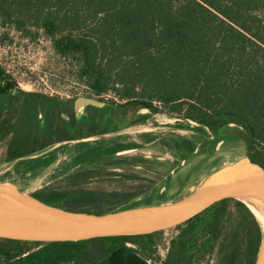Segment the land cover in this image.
<instances>
[{
  "label": "trees",
  "instance_id": "16d2710c",
  "mask_svg": "<svg viewBox=\"0 0 264 264\" xmlns=\"http://www.w3.org/2000/svg\"><path fill=\"white\" fill-rule=\"evenodd\" d=\"M0 22L30 38L42 31L56 54L76 57L78 75L90 89V97L113 91L124 101H111L117 107L175 114L185 121L173 124L176 129L190 126L189 119L215 135L231 133L219 150L211 147L196 158L190 186L219 164L238 158L264 170V0H0ZM0 97L7 103L0 108V140L9 138L6 162H14L0 174V183L32 182L72 152L71 161L53 177L62 173L66 186L77 187L96 176L97 160L123 147L103 148L104 143L95 146L86 141L70 144L117 132L109 124L101 129L97 124L96 132L83 125L71 133L60 117L56 122L45 119L40 130L31 126L24 117L31 106L54 108L57 102L20 90L1 63ZM230 123L243 130H232ZM142 124L145 116L131 126ZM153 136L138 135L145 143ZM160 143L173 155L182 151L187 156L197 148L181 134L162 138ZM133 160L116 157L105 160L104 166ZM63 192L74 205L97 214L173 197L168 191L153 201L132 203L139 196L132 192ZM262 229L249 206L241 202L224 206L178 229L163 264H192L196 255L217 245L221 264H254ZM162 234L48 243L0 238V264H150L142 251L154 252Z\"/></svg>",
  "mask_w": 264,
  "mask_h": 264
},
{
  "label": "rangeland",
  "instance_id": "374dc122",
  "mask_svg": "<svg viewBox=\"0 0 264 264\" xmlns=\"http://www.w3.org/2000/svg\"><path fill=\"white\" fill-rule=\"evenodd\" d=\"M0 63L15 78L20 90L44 94L56 99L57 103H61L59 108L61 112L64 110L65 105L72 104L76 98L88 96L91 93L86 83L78 75L79 61L77 58H64L56 54L53 44L42 31H39L36 36L30 38L10 26L4 27L0 22ZM93 97L98 98V96ZM100 98L106 103L115 101L117 104H122L124 102L113 91L99 96L98 99ZM57 103L55 106H58ZM6 105V99L0 97V108H4ZM111 111V109H107L104 112V118H108L111 113L114 114V117L111 119L113 128L118 129L117 132L104 136L85 138L84 140L90 142L92 145H96L101 141L107 143L117 141L129 143L133 147L120 152L116 156L135 157L136 159L145 160L147 166L132 164L115 169L110 166H104V163L108 160L96 162L93 165V171L97 173V171L101 170L104 174H110L108 177L93 178L77 187H68L65 185V175H61L62 173L59 176L56 175V179L53 176L56 173L58 174L57 170L63 167L62 164L71 161L73 153L70 152L61 156L59 161L45 170L39 178L29 183L51 184V186L59 187L64 191L69 190L72 192H132L138 194L139 196H135L136 198L132 203L153 201L157 194L161 195L170 191L173 197L169 201H172L171 204L176 205L178 202L194 198L208 191L216 184L226 181V178L232 174L240 172L238 168L243 163L249 164L246 158H238L234 161L221 163L195 185L190 186L194 171V161L198 156L208 153L211 147L219 150V145L225 139L223 134L212 135L203 127L191 124L188 121L190 126L185 125L184 129H176L173 124H176L178 121L185 124V121L178 120L175 114L167 115L169 113L166 110L164 111L165 113L152 114L146 108L132 106L128 108L116 107L115 111ZM45 112L46 110L41 106L34 105L31 106L24 117L31 126H36V129L40 130L43 125ZM143 116L146 117V124L131 126L134 120ZM232 130L235 129L233 128ZM71 133L76 132L71 131ZM142 133L153 134V141L145 144L138 137ZM176 134L187 136L193 140L197 144L195 153L186 156L182 151H179L177 155H173L165 149L160 140ZM79 141V139H76V141H72L70 144L73 145ZM8 143L9 138L0 140V174L14 164V162H6ZM249 166L251 165L249 164ZM115 171L116 173H114ZM125 174L145 175L147 179H129L123 176ZM149 178L152 180H149ZM215 182L217 183L215 184ZM59 185L62 186L60 187ZM148 189L147 193L141 194ZM168 206L171 205L160 204L151 207L141 205L136 207L139 208L136 210V214L143 221H152L162 217ZM260 224L264 228L261 222ZM2 227L15 232L25 231L29 233L30 231L29 226L23 221L5 223ZM201 229L199 227V231ZM178 236L179 231L177 230L160 235L157 239L155 251L151 253L142 251L143 256L150 264H162L170 250L172 240ZM137 248L140 249V247ZM197 248L196 246L192 250L196 251ZM221 262L222 253L219 251L217 245L204 255H196L192 264H221Z\"/></svg>",
  "mask_w": 264,
  "mask_h": 264
},
{
  "label": "water",
  "instance_id": "95a60500",
  "mask_svg": "<svg viewBox=\"0 0 264 264\" xmlns=\"http://www.w3.org/2000/svg\"><path fill=\"white\" fill-rule=\"evenodd\" d=\"M74 105L77 116L80 118L87 107L103 108L107 103L95 97L80 96L74 100ZM187 121L199 125L208 130L210 134L215 135L208 127L193 120L188 119ZM229 127L243 130L242 126L235 123H230ZM222 134L225 139L218 149L232 136L231 133ZM79 140V142L85 141L84 139ZM249 164L257 169L256 173L243 177L239 173L232 174L226 178V181L218 184L216 182V185L214 184L215 186L208 191L194 198L178 202L176 205L171 204L170 199L153 203L154 205H146V207L160 204L171 205L168 206L162 217L152 221L139 219L136 214V210L139 208L136 207L108 214L83 210L74 205L61 188L49 184L0 183V238L40 243L76 242L103 237L147 236L185 228L224 206L239 202L245 204L248 201L264 203V170L250 161ZM55 210L66 211L73 218L74 223L62 227L38 229L28 220L32 215ZM126 211H132L133 218L126 219L119 216ZM14 221L25 222L29 226V233L15 232L2 227L5 223ZM254 264H264V228Z\"/></svg>",
  "mask_w": 264,
  "mask_h": 264
},
{
  "label": "flooded vegetation",
  "instance_id": "af4514ba",
  "mask_svg": "<svg viewBox=\"0 0 264 264\" xmlns=\"http://www.w3.org/2000/svg\"><path fill=\"white\" fill-rule=\"evenodd\" d=\"M57 104H58V106H55L54 108H49L48 106L45 108L46 112H45L44 120L52 118V120L56 122V120L58 121L60 119V117H61L62 118V123L64 125V128L67 129L68 131H75L77 133L79 131V129L81 127H83V125L88 126V128L86 130L87 131L89 130L91 132H96V130L101 129V128H103L104 126H106L108 124H109V126H108L109 128L113 127V123H112V119H111V115L113 113H111L108 118H104V114H105L104 112L107 109H111L112 111H114L115 108L117 107L114 104L107 103V105L105 107H103V108H97V107L89 106V107H87L84 110V112H83V114L81 115L80 118H78V116H77V113H76V110H75L74 101H73L72 104L65 105L64 110L62 112L59 109L61 103H57ZM99 116H101L102 118L100 119ZM97 124H100L98 129H97ZM104 135H108V134H104ZM104 135H92L89 138L98 137V136H104ZM143 142L145 143V141H143ZM102 143H104V144L101 145ZM145 144H147V143H145ZM99 145H101L103 148L113 147V146H115V147L123 146V147L118 148L114 153H112L110 155H106L104 158L99 159L96 162H100V161L103 162L105 160L114 159V158L118 157L116 155H118L120 152H123L125 150H129V149L132 148L129 143H125V142H122V141L121 142H119V141H117V142H108V143L104 142V141H101L98 144H96L95 146H99ZM133 158L135 159V157H133ZM132 164H134L136 166H138V165L147 166L145 160L136 159V160H133V163L131 161H128V162L122 161V162L118 163L117 165L112 164L111 167L117 169V168H121V167H126L127 165H132ZM93 173L96 175L93 178L108 177L110 175V174H106L105 175L104 173H102L101 170L97 171V173L93 171ZM114 173H116V171ZM116 175H119V174H116ZM123 176L127 177L129 179H138V180L147 179L145 175L125 174ZM93 178H91V179H93ZM149 180H152V179L149 178ZM134 199L135 198H133L131 200V202H133Z\"/></svg>",
  "mask_w": 264,
  "mask_h": 264
},
{
  "label": "bare ground",
  "instance_id": "6f19581e",
  "mask_svg": "<svg viewBox=\"0 0 264 264\" xmlns=\"http://www.w3.org/2000/svg\"><path fill=\"white\" fill-rule=\"evenodd\" d=\"M238 170L240 171L238 173L241 177L249 176L257 172V169L254 166H249L248 163H243L242 166L238 168ZM245 204L257 213L259 221L264 225V203L257 201H248ZM119 216L126 219H131L134 215L132 211H126L122 212ZM28 220L30 223L34 224L38 229L45 227H62L74 223L73 218L64 210H55L42 214L32 215L28 218Z\"/></svg>",
  "mask_w": 264,
  "mask_h": 264
}]
</instances>
